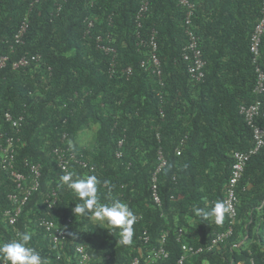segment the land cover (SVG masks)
<instances>
[{"label":"trees","instance_id":"trees-1","mask_svg":"<svg viewBox=\"0 0 264 264\" xmlns=\"http://www.w3.org/2000/svg\"><path fill=\"white\" fill-rule=\"evenodd\" d=\"M191 2L193 30L206 62L200 83L190 79L181 58L186 37L178 0H149L141 33H157L161 88L150 71L140 67L147 56V50L137 46L134 19L140 0H0V57L41 56L32 68L13 71L8 65L0 70V142L1 135L15 134L4 114L24 117L16 166L27 172L24 161L29 160L42 167L39 190L31 195L15 226H9L4 212L12 207L7 196L15 191V183L0 164V240L30 231L32 246L47 264H79L78 244L85 246L89 264H130L157 247L160 233L169 231L167 257L158 264H175L183 254L176 241L178 229H183L185 243L201 246L225 228L226 217L222 225L201 221L193 208L224 199L232 155L252 148L251 130L238 110L254 100L249 46L262 0ZM25 19L23 44L10 55L14 35ZM87 20L94 27L84 36ZM106 34L114 39L117 51L118 71L112 78L107 74V56L95 46V37ZM261 65L264 70V37ZM126 67L133 70L128 80L119 73ZM159 94L164 118L158 112ZM261 100L258 125L264 128V95ZM93 125L97 129L92 140L81 145L83 132ZM119 141H123L122 158L117 159ZM59 146L70 148L94 169L72 165L70 172L77 177L96 174L109 181L100 185L102 197L118 196L137 214L132 245H121L117 233L73 214L78 199L66 186L60 187L62 173L52 155ZM159 149L167 160L157 176L161 206L151 196ZM52 188L57 202L48 209L43 199ZM237 194L232 236L211 252L188 256L183 264H264V148L248 161ZM38 218L53 220L66 230L62 250L37 227ZM67 218L71 224L67 225ZM144 231L150 237L148 246L140 240Z\"/></svg>","mask_w":264,"mask_h":264},{"label":"built area","instance_id":"built-area-1","mask_svg":"<svg viewBox=\"0 0 264 264\" xmlns=\"http://www.w3.org/2000/svg\"><path fill=\"white\" fill-rule=\"evenodd\" d=\"M39 0H33V3H37ZM65 0H62L64 2ZM178 5L184 10V19L182 29L186 37V43L181 49V58L187 63V72L190 79L196 83L203 82L205 78V65L206 62L202 57L201 49L199 48V38L196 36L193 30V17L195 12V4L191 0H178ZM149 8V0H140L139 8L135 14L136 25V37L138 39L137 46L147 50V56L141 61L140 67L150 73L157 79L158 85L163 88V72L162 65L158 55V43L157 33L155 30L150 31L146 36L141 33L142 22L145 19ZM60 11V6L57 7L56 13ZM94 27L92 20H87V25L84 31V36H89L91 30ZM28 21L25 19L18 26V29L13 38V44L10 45V55L14 53V47L23 44V38L27 33ZM264 37V0L261 2L260 17L254 26V29L250 36V53L251 61L254 66L255 81L252 89L254 100L247 105H240L238 113L243 117L246 126L251 130L252 134V148L247 151H236L232 155L233 164L229 174L228 182L225 187V195L223 201L232 205L231 213L226 215L225 228L216 233L206 245L191 246L184 241L183 229H178L176 235V241L180 244L182 256L176 261L175 264H183V261L191 255L202 254L204 252H211L218 245L224 243L229 239L234 230V226L237 222V205L239 204V197L237 194V186L241 181L248 161L252 156L259 153L264 148V128L258 125V119L262 115V100L261 96L264 95V70L261 65V45ZM114 39L110 35L96 36L95 46L96 49L101 51L108 58L107 74L109 77H113L117 74V51L113 47ZM41 61L39 54L25 53L18 58L11 60L9 55H3L0 57V70L5 69L10 65L13 71L25 70L32 68ZM133 70L131 67H126L120 70V74L126 80H128ZM161 107L159 108V115L164 118V112L162 108L163 98L159 94ZM4 120L10 123L15 131V134L7 136L1 135L0 142V164L1 170L8 174L15 183V191L8 194L7 199L12 205L10 209L4 212V218L9 226H15L19 217L22 214L23 207L27 204L31 195L39 190L41 179V164L33 163L29 160L24 161V166L27 172H23L17 168L15 162V154L17 144L20 142L19 134L21 132L22 122L24 117L19 116L15 118L9 113L4 114ZM157 138L159 134L157 133ZM65 136H63V139ZM183 142V140H182ZM181 142V143H182ZM123 141L117 143V151L115 153L116 158H122L121 147ZM181 151L176 150V154L180 155ZM56 168L63 174L65 171H70L72 165H77L86 170L89 168L93 171V167H90L87 162L78 158L77 155L65 146L55 147L52 151ZM167 165L161 149L157 152V166L151 177V196L153 202L157 206H161V199L157 192V176ZM57 202V192L55 189H50L46 193L43 199V205L48 209H52ZM74 214V212H73ZM67 225L71 224V218H67ZM37 227H40L48 236V239L59 250H62L67 243L66 230L50 219L38 218L36 220ZM50 226V227H49ZM169 231H163L159 235L158 246L148 249L146 255L142 257H135L130 264H158L161 260L167 257L166 244L169 239ZM140 240L146 246L150 243V237L146 231L140 236ZM75 253L79 259V264H89L90 256L86 251L83 244L75 246ZM59 256L57 259L59 260ZM49 264V263H48ZM170 264V263H169ZM237 264H243L241 262ZM250 264H254L253 261Z\"/></svg>","mask_w":264,"mask_h":264},{"label":"clouds","instance_id":"clouds-1","mask_svg":"<svg viewBox=\"0 0 264 264\" xmlns=\"http://www.w3.org/2000/svg\"><path fill=\"white\" fill-rule=\"evenodd\" d=\"M60 181V187L66 186L78 199L73 209L76 217L117 233L118 243L121 245H132L137 214L118 196L102 197L100 185L107 186L109 181H101L96 174L77 177L70 171H65L60 176ZM231 211L232 205L219 199L205 207L193 208L194 215L201 221L211 220L216 225H222ZM70 235L74 237L75 233ZM32 239L33 234L30 231H23L18 232L15 238L0 240V264H47V259L32 246Z\"/></svg>","mask_w":264,"mask_h":264},{"label":"rangeland","instance_id":"rangeland-1","mask_svg":"<svg viewBox=\"0 0 264 264\" xmlns=\"http://www.w3.org/2000/svg\"><path fill=\"white\" fill-rule=\"evenodd\" d=\"M96 129H97L96 126L93 125L89 130L83 132L81 145H87V143H89L92 140Z\"/></svg>","mask_w":264,"mask_h":264}]
</instances>
